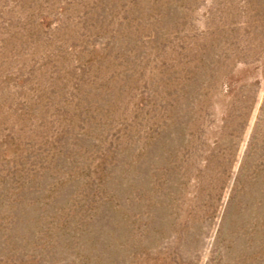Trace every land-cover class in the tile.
<instances>
[{
    "label": "rangeland",
    "instance_id": "rangeland-1",
    "mask_svg": "<svg viewBox=\"0 0 264 264\" xmlns=\"http://www.w3.org/2000/svg\"><path fill=\"white\" fill-rule=\"evenodd\" d=\"M0 264H264V0H0Z\"/></svg>",
    "mask_w": 264,
    "mask_h": 264
}]
</instances>
